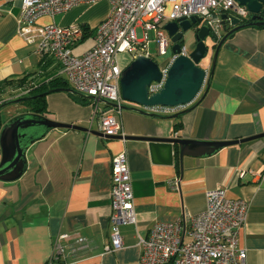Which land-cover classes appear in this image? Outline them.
I'll return each instance as SVG.
<instances>
[{"label":"crops","instance_id":"obj_1","mask_svg":"<svg viewBox=\"0 0 264 264\" xmlns=\"http://www.w3.org/2000/svg\"><path fill=\"white\" fill-rule=\"evenodd\" d=\"M21 9L22 0H0V84L31 74L43 83L60 75L56 60L42 58L16 33ZM109 13V2L103 0L42 17L38 24H79L91 33ZM259 27L239 29L224 42L209 90L183 113L179 131L173 118L141 114L124 105L121 114H113L125 137L107 138L94 134L98 124L92 121V105L78 104L68 92L50 93L46 117L89 131H52L28 149L27 170L20 179L0 180V264H48L55 242L65 235L69 238L59 241L64 252L55 264H139L138 236L147 235L157 222L174 223L204 212L207 193L223 186L229 198L249 203L239 247L248 254L247 264H264V139L224 147L211 156L187 155L182 165L178 155L167 165L153 159L148 142L126 139L228 142L264 133V28ZM193 37L189 33L186 40ZM205 65L211 70L212 62ZM13 91L0 94V104L14 99ZM1 120L4 125L2 115ZM122 153L128 157L137 224L122 226L123 248L106 252L112 230V161ZM78 238L86 244L76 243Z\"/></svg>","mask_w":264,"mask_h":264},{"label":"built area","instance_id":"obj_2","mask_svg":"<svg viewBox=\"0 0 264 264\" xmlns=\"http://www.w3.org/2000/svg\"><path fill=\"white\" fill-rule=\"evenodd\" d=\"M103 0H22V9L16 33L26 43L35 47L44 57L56 60L70 87L92 100L98 132L106 137H125L122 124L113 112H123L121 96V75L119 55L127 53L152 58L148 51L149 32L156 35L155 46L159 57L167 56L170 37L165 26L171 22L192 17L201 18L213 34L215 45L224 35V26H231L232 18L242 23L251 17L246 6L238 0H106L110 5L109 16L93 34V45L81 55H75L76 47L86 34L79 24L60 26L55 23L38 24L42 17L54 18L80 5H95ZM226 15L227 18L223 19ZM138 30L143 37L138 38ZM172 43V42H171ZM172 49V46H171ZM191 51L184 39L181 53L172 54L159 64L162 73L160 82H153L149 96L157 94L164 87L170 68L179 55L189 56ZM153 59V58H152ZM154 60V59H153ZM210 70L204 81L208 82ZM28 89L15 94L14 99L28 95ZM189 106L142 107L150 116L168 117L177 115ZM242 175V173H240ZM111 241L106 252H117L123 248L120 228L136 225L132 177L126 153L112 161ZM249 203L244 199H232L227 187H218L207 193V209L197 215H184L174 223L157 222L147 235L138 236L140 246L139 264H247L248 254L239 247V235L244 227ZM54 244V253L48 264H55L64 252L59 241ZM76 243L85 245L86 240L78 238ZM67 264V263H64Z\"/></svg>","mask_w":264,"mask_h":264},{"label":"water","instance_id":"obj_3","mask_svg":"<svg viewBox=\"0 0 264 264\" xmlns=\"http://www.w3.org/2000/svg\"><path fill=\"white\" fill-rule=\"evenodd\" d=\"M238 2L240 5L246 6L251 13V25L264 26V0H238ZM226 18L227 16L224 15L223 19ZM201 23H203L202 27L193 30L196 47L191 51L189 56L179 55L176 58L169 70L164 87L157 94L149 96L148 90L153 82H160L162 79V73L156 61L141 55L123 68L121 75V96L123 100L146 108L155 106H191L206 88L204 97L210 88L209 83L214 74L220 48L229 36L239 30L243 25L239 19L232 18L231 26H224L225 35L215 49L209 79L204 88L207 69L201 66V62L207 57L211 48L206 42L210 35L209 28L201 18L192 17L189 20L182 19L177 22H171L165 26V30L172 42V54L178 55L181 53L180 42L192 30L193 26ZM68 91L72 92V90ZM44 95L46 94L44 93L41 96ZM24 100L22 99L16 102L19 103ZM132 110L148 115L141 110L134 108ZM189 110L186 109L181 113ZM173 117L178 118L179 114ZM58 129L89 131L86 128L60 123L35 113H23L6 122L0 131L2 151L0 180L15 181L20 179L27 170L28 163L26 155L28 149L35 142L46 138L48 134ZM94 134L103 136L100 132H94ZM117 137L122 138V136ZM132 138L148 142L149 150L154 160L156 159L159 162L170 165L178 155L180 164L182 165V161L187 155L197 157L211 156L224 147L253 141L255 139H264V133L245 140L228 142H201L180 138L146 136L138 138L127 137L126 139Z\"/></svg>","mask_w":264,"mask_h":264},{"label":"trees","instance_id":"obj_4","mask_svg":"<svg viewBox=\"0 0 264 264\" xmlns=\"http://www.w3.org/2000/svg\"><path fill=\"white\" fill-rule=\"evenodd\" d=\"M241 24L243 26L240 29L245 28V27L254 26V25H251V17L248 20L243 21ZM82 27H84L85 31H86V34L83 38V39H85L88 37L87 34L89 33L88 32L89 29L84 25H82ZM259 28H264V26H260ZM93 32L94 31H92L90 33L91 36L93 35ZM234 33H232L229 36V38H231L234 35ZM224 35H225V33H224ZM183 43H184V39L180 42V44L182 45ZM217 46H218V44H216L214 46V48H216ZM8 88H10L14 91H17V92L26 88L29 90V93H28V95H26L22 98L10 99V100L4 101L3 103L0 104V108H2L3 106H5L7 104L14 103L18 100L25 99L24 101H20L19 103H24L27 107H29V111L31 113L39 114V115L46 117L48 114L47 96L50 93H54V92H68V94L70 96H72L78 104L83 105V106L92 105V100L89 97L83 96V95L77 93L76 91H74L70 87L67 80L60 75L54 76V77L50 78L49 80H47L43 83H40L38 81V77H36V74L27 75L23 78L15 79V80L14 79L5 80V82L0 84V94H4ZM68 90H72V92H69ZM13 92H12V94H13ZM44 93L46 95L41 96ZM182 115H183V113H179L178 118H174L173 116L158 117V118H173L174 120H176L175 131H179L182 127L181 122H179ZM2 127H3V122L1 120V115H0V131H1Z\"/></svg>","mask_w":264,"mask_h":264},{"label":"rangeland","instance_id":"obj_5","mask_svg":"<svg viewBox=\"0 0 264 264\" xmlns=\"http://www.w3.org/2000/svg\"><path fill=\"white\" fill-rule=\"evenodd\" d=\"M202 25H203V23L196 24L195 26H193L192 30L189 33H192L194 29H198V28L202 27ZM189 33L186 34V36L189 35ZM93 34H94V32H93ZM89 35H90V33L87 34V36H89ZM166 35L168 36V33L167 32H166ZM92 36L90 35V37H87L83 41H81L79 43V45L74 49V52L78 54V53H81L83 51H86L87 49H89L90 47H92L93 42H94L93 39H91ZM148 36H149L148 51L152 55V58L154 59V61L160 63L161 61L167 59L168 57H170L172 55V51H171V46H172L171 39H170V48L168 50L167 56H164V57L160 56L159 57L158 51H157V47L155 46V43H154L155 38H156L155 33L149 32ZM186 36H185L184 39H186ZM142 37H143V35H142L141 31L138 30V38H142ZM214 41L215 40H214L213 34H210L209 37L207 38L206 42H207V44L209 46H211V50L209 51L207 57L201 62V66L204 69H206V67H208L205 64H210V62H212L211 59L214 56L213 55V45L215 44ZM186 43L189 46V50H190V47L192 49H194L196 47L195 37H193L192 39H189V40L187 39L186 40ZM130 56H131V58L130 57L124 58L123 56H120L119 57V63H120V65H123V67L128 66L133 61L132 60V57L133 56L132 55H130ZM45 57H49V56H44L42 58H45ZM137 57L138 56H136V58ZM5 96L6 95H4L3 97H5ZM124 105H125V108L126 107L127 108H134V109H137V110H141L142 109V106L129 103V102L125 101V100H123V107H124ZM28 109H29V107H27L24 103L14 102V103H10V104H7V105L3 106L2 108H0V111H1V115H2L3 120L6 121V122H8L9 120H11L12 118H14L15 116L21 115V113H23L24 111L26 112ZM12 114H13V117H11Z\"/></svg>","mask_w":264,"mask_h":264}]
</instances>
